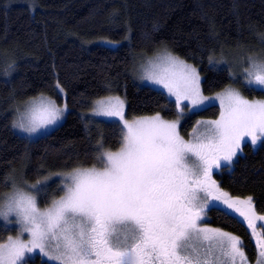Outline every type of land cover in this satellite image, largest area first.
Returning <instances> with one entry per match:
<instances>
[{"label": "trees", "instance_id": "trees-1", "mask_svg": "<svg viewBox=\"0 0 264 264\" xmlns=\"http://www.w3.org/2000/svg\"><path fill=\"white\" fill-rule=\"evenodd\" d=\"M262 37L264 0H0V194L16 169L36 181L95 164L100 144L117 148L121 128L116 121L85 118L100 96L122 95L129 118L157 112L175 116V103L162 90L136 80L137 54L168 47L198 68L201 89L211 94L231 78L225 66L210 64L209 57L222 49L248 48ZM101 39L119 44L110 47ZM57 85L66 96L64 120L34 139L15 132V105L41 94L56 99ZM241 89L264 97L262 91ZM218 113L216 104L207 105L192 111L181 127ZM212 174L220 191L234 199L251 196L256 215L264 216V145L253 149L242 143V152ZM57 185L49 184L50 196L60 193ZM45 196L41 204L50 200ZM205 217L202 227L239 237L242 249L250 252L246 225L236 215L211 208ZM9 231L0 222V241ZM27 264L53 263L36 255Z\"/></svg>", "mask_w": 264, "mask_h": 264}, {"label": "snow or ice", "instance_id": "snow-or-ice-1", "mask_svg": "<svg viewBox=\"0 0 264 264\" xmlns=\"http://www.w3.org/2000/svg\"><path fill=\"white\" fill-rule=\"evenodd\" d=\"M160 59L178 63L171 54ZM220 62L225 61L209 57L210 64ZM242 63L245 86L264 92V58L248 56ZM179 64L183 72L178 78L155 73L142 77L175 97L176 120L166 121L157 113L128 122L119 97L97 101L95 115L124 121L121 149L101 151L100 144L94 157L102 165L99 170L53 174L62 178L66 195L45 211L28 193L42 191L52 176L25 185L27 192L14 187L0 205V218H18L20 236L27 233L31 239L10 237L8 244H0V264H27L25 257L35 254L54 264H237V258L245 264L239 237L201 224L211 208L238 213L253 229L254 221H264L255 214L251 196L234 199L211 179L222 162L230 164L242 152V143L264 145V101H249L233 89L223 97L204 96L198 70ZM214 99L227 101L220 118L197 122L193 139L185 141L179 133L185 109L195 111ZM66 108L41 96L26 104L12 126L32 134L55 125ZM260 256L264 258V251Z\"/></svg>", "mask_w": 264, "mask_h": 264}, {"label": "rangeland", "instance_id": "rangeland-1", "mask_svg": "<svg viewBox=\"0 0 264 264\" xmlns=\"http://www.w3.org/2000/svg\"><path fill=\"white\" fill-rule=\"evenodd\" d=\"M99 42L102 44L108 45L110 47H116L119 44V42H115V41H112L109 39H101V40H99ZM165 54H171L172 57L176 58L178 63H176L175 65H172V64H169L166 62H162L160 58L163 57ZM248 56L264 58V41H262L261 38L257 41V43L253 44L252 46H250L248 48L237 47V48L222 49L218 55H214L213 57L215 58L216 61H221V58L223 59V61H225V62L216 63L217 65L225 66L228 69L229 73L233 72V73H236V75L233 77H230L231 78L230 82L227 84V86L225 88L218 90V91H215L211 94L203 93V95L208 96V97H217V95L219 94L220 97H223L229 89H233L235 91H238L245 99H247L249 101H264V97L248 96L241 89L242 87L245 86L244 78H243V75L241 74V69L244 66H246L242 63V61ZM179 61H182L184 64L191 65L198 70V68L195 65L184 60L180 56L173 53L168 47L162 45L153 54H150V55H145V54H140V53L137 54L135 61H134V64H133V72H134L136 80L139 83L148 84V85H151L155 88L162 90L168 96V98L171 99L175 103V97L174 96L170 97L168 95L167 89H164L162 85H156L151 80H148L146 78L142 79V77H147L149 74L155 73L157 75H167L170 77L178 78L180 76V74L183 72V69H182L181 65L179 64ZM198 72H199V70H198ZM199 75H200V73H199ZM57 86H59V85H57ZM200 88H201V75H200ZM60 89H62L60 86L57 87L58 97L56 99L41 94V95L28 97L25 100L17 103L15 105V109H14V115H13L14 117L12 120V125H13V122L15 120L19 119L20 112H23L25 110L26 104L29 101L37 100L41 96H43L45 98H49L51 100H54L56 102L57 106L63 107L64 105H67L65 92L63 89H62L63 91L61 92ZM108 97H119L124 102L123 115H124V120H127L128 122H133V121L143 119V118H150V117L155 116L157 113H159L160 116L166 121H174L178 118L177 117V109H176L175 116L172 118L164 117L160 112L153 113V114H147V115L134 116V117L129 118L125 115L126 103H125V99L122 95H120V94H107V95H103V96L96 98L93 101L91 107L85 112L86 120L90 122L94 118H99V119H104V120L116 121L121 128V140H122L123 132L126 131V129H124V127H123V125H124L123 120H121L119 117H108V116H104V115H95L94 114V109H96L98 107L96 102L106 100ZM185 103H188V102H185ZM210 104H216L218 106L219 113H218L217 117H214V118H197L195 121L190 123V125L187 129L184 130L181 127V125H182L184 119L192 112V111L189 112L187 109H185L186 115L183 118H181L180 128H179V133L185 141H191L193 139L192 131H193V128H195L197 126V122L218 120L220 118L221 112L224 111L226 108L227 101L226 100L222 101L221 99H214L210 103L206 102L203 107L210 105ZM175 107H176V104H175ZM203 107H201V108H203ZM201 108H199V109H201ZM67 109L68 108H66V111L64 112L63 117L55 125H50L46 128L38 129L37 132H35V133L29 134L25 131L18 129V128H13V129L15 132H17L18 134H20V135H22L28 139H34L38 136H41L43 134L48 133L53 128H55L57 125H59L64 120V118L66 116ZM17 110H19V111H17ZM196 110H198V109H196ZM248 143L250 144L251 148H253V149H255L256 147L261 145V144H257L256 146H252L250 142H248ZM121 147H122V144L120 141V144L115 149H104V148H102L100 150L101 151L118 152L121 149ZM222 163L225 164L228 162H222ZM93 167H95L96 169L99 170L102 168V165L97 161L95 164H92L89 166L76 167V168H73L72 170H69L66 172H58V173L67 175L69 173H72L74 170H76L78 168H93ZM53 174H55V173H53ZM53 174L42 176L41 179L36 180V181H30L24 176L23 171L21 169L14 170L13 173L9 176L8 188L0 194V205L4 204L6 202L7 196L13 192L14 187L20 188L22 191L27 192L28 189L25 187V185L35 184L37 181H43L45 179V177L52 176L53 178L48 182L47 187L44 188L42 191H40V192L31 191L28 193L29 195H32L35 197L37 208L40 211H45V210L49 209L52 206L54 201H57L61 197L66 195V192L62 190V188H63L62 178L61 177H54ZM53 181H57V183H58L57 186L60 187L61 191L57 195L50 196L51 193H49L50 189L48 190V186ZM55 188H56V185H55ZM45 195L50 197V200L45 204H41L39 202V199L41 196H45ZM0 222L3 223L7 228L10 229V231L0 241V244H2V245L8 244L10 237L13 240L20 237V239H22L25 242H28L31 239L27 233H25L23 236H20L21 226L18 223V218H16L15 216H10L8 218V220H4V219L0 218ZM116 227L118 230L121 228L120 225H116ZM36 255H38L40 258H42L44 260H47L46 257L42 256V254H35V255H32V257L36 256ZM25 259H27V263H28L29 258L26 256ZM48 262H50V261H48ZM238 262H239V259L237 258V263ZM51 263L54 264V262H51Z\"/></svg>", "mask_w": 264, "mask_h": 264}, {"label": "flooded vegetation", "instance_id": "flooded-vegetation-1", "mask_svg": "<svg viewBox=\"0 0 264 264\" xmlns=\"http://www.w3.org/2000/svg\"><path fill=\"white\" fill-rule=\"evenodd\" d=\"M219 169L216 170L219 171ZM212 175L213 174H211V179L214 178ZM235 215L245 223L248 234L250 252H246L244 249H242L246 256L245 264H258V261H261V264H264V258H261L260 256V253L264 251V248L260 247V245L264 243V221H254L255 228L253 229L243 217L239 216L238 213ZM237 264H240V261Z\"/></svg>", "mask_w": 264, "mask_h": 264}]
</instances>
